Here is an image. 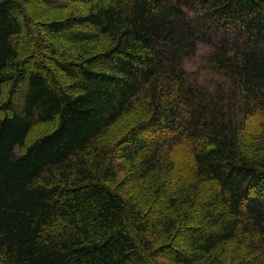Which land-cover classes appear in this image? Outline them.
I'll list each match as a JSON object with an SVG mask.
<instances>
[{"label": "trees", "instance_id": "1", "mask_svg": "<svg viewBox=\"0 0 264 264\" xmlns=\"http://www.w3.org/2000/svg\"><path fill=\"white\" fill-rule=\"evenodd\" d=\"M24 1L0 0V264H152L161 239L180 264H226L219 249L246 238L256 257L234 264H264V0H72L89 9L45 25L85 45L55 61L66 85L20 56ZM196 58L203 75L187 69ZM137 110L110 161L108 130ZM38 124L54 127L30 139ZM184 141L191 191L157 183L174 211L150 217L123 186L172 167L162 154Z\"/></svg>", "mask_w": 264, "mask_h": 264}, {"label": "rangeland", "instance_id": "2", "mask_svg": "<svg viewBox=\"0 0 264 264\" xmlns=\"http://www.w3.org/2000/svg\"><path fill=\"white\" fill-rule=\"evenodd\" d=\"M26 4L24 5L25 13L21 15V20L24 23L25 29L24 34L27 37V43L29 42L31 48L26 50L27 46L22 49L20 56L22 59H26L29 61L30 65H33L35 59L43 58L48 65V70L52 76L56 79L58 78L62 85L70 84V79L65 77V74L61 70H57L55 68L56 60H65L66 58H76L77 54L85 46L83 42L75 41L74 39L67 38L66 35H57L48 32L45 28V25L49 22L65 18L68 14L78 11V10H88L89 6L86 7V4L82 1H70V0H58L55 5L49 4V2H45V0H29L24 1ZM85 10V11H86ZM29 20V21H27ZM30 32L35 33V37L32 39ZM41 37V41L39 46L34 44L35 39H39ZM199 53L203 54L208 52L209 50L205 49L204 47L200 46L198 48ZM82 57V56H81ZM80 57V58H81ZM86 58V57H85ZM197 58L193 61L190 60L187 62V69L189 71H194L197 69L198 73L204 74V67L205 62H201ZM9 85H5L3 87L4 98L7 97L9 91ZM141 113V111L137 110ZM133 113H128L124 115L122 119L117 122V124L113 125L107 132V138L110 143H112V150L109 155V160L113 161L114 159L117 160L119 158V152L116 153L117 147L120 148L118 145L120 142L122 147L128 144L129 141V133L131 129L135 126L138 128L140 126V120L145 119L146 114H142L139 118L132 116ZM248 129L247 133L249 134V138H252V132L257 131V127L252 124L247 123ZM142 126V125H141ZM253 126V127H252ZM54 126L38 124L35 125L33 130L30 133V139L37 138L40 133L50 131ZM118 145V146H117ZM171 154V159L173 161L172 167H165L164 161L160 163V166L147 177V179L143 180L142 183L137 184L135 182H131L130 184H124L123 192H128L131 196L135 197L138 200L139 206L141 210L146 212V215L150 217L155 215L156 211L161 209L160 200L156 199L155 196V188L159 185L165 186V192L169 191L170 193H177L179 195L180 191H191L189 189V183L193 182V163H192V154L190 147L186 141L181 142L173 146V148L167 147L164 150L163 154L164 157L167 154ZM108 163V162H106ZM129 165L126 164V167ZM124 177V173H120V180L122 181ZM144 186L147 195L143 198L139 195V188ZM187 186V187H186ZM186 187V188H184ZM204 187V185H203ZM205 187H209V184H205ZM202 188V185L198 186V190ZM122 191V190H121ZM139 195V197H138ZM182 195H185L183 193ZM192 196H195V191L191 193ZM132 197V199H134ZM185 206V205H184ZM187 208L190 205H186ZM185 206V208H186ZM172 207L167 209H161V215H170L172 216ZM198 221V220H197ZM196 222V221H195ZM149 236L153 237L152 231L150 230ZM171 237V236H169ZM172 240V237L169 239V242ZM173 244L175 248H179L181 250H187L188 252L191 251V246L186 241V237H175L173 240ZM251 241L253 239L246 238L244 241L240 239H235L231 243L224 245L219 252L216 253V256H219L223 262L226 261V264H234L236 259L244 258V257H256L255 251L251 247ZM164 239L156 241L154 248L151 251H148V259L150 263L153 261L156 264H180L178 261L174 260L170 257V255H162L161 253H157L159 246L163 245ZM157 253V254H156ZM154 255V256H153ZM153 257V261L151 260Z\"/></svg>", "mask_w": 264, "mask_h": 264}]
</instances>
